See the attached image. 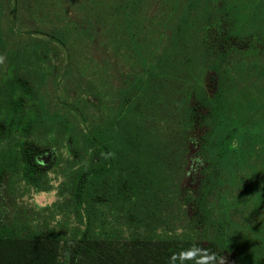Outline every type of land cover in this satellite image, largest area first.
<instances>
[{
  "label": "rangeland",
  "instance_id": "rangeland-1",
  "mask_svg": "<svg viewBox=\"0 0 264 264\" xmlns=\"http://www.w3.org/2000/svg\"><path fill=\"white\" fill-rule=\"evenodd\" d=\"M222 31L256 47L220 58L209 45ZM212 67L224 94L200 230L183 126ZM28 121L55 158L38 187L19 157ZM101 150L105 170L79 206L78 178ZM0 172V238L54 230L66 245L88 230L120 248L147 233L217 236L226 264H264V0H0ZM101 183L115 193L99 200Z\"/></svg>",
  "mask_w": 264,
  "mask_h": 264
},
{
  "label": "trees",
  "instance_id": "trees-1",
  "mask_svg": "<svg viewBox=\"0 0 264 264\" xmlns=\"http://www.w3.org/2000/svg\"><path fill=\"white\" fill-rule=\"evenodd\" d=\"M133 0H128L132 3ZM217 43L209 45V49L222 57H226L230 51H247L256 47V43L251 39H241L229 31H222L215 38ZM17 84L25 94L35 95L22 79H17ZM222 77L217 70L212 67L206 70L205 84L199 96L189 98L187 106L186 123L183 126L186 131V170L183 193L191 190L195 196L186 200L189 214L200 230L207 225L209 215L206 213V201L211 194L210 175L207 171L213 166L209 149L211 136L215 130L216 112L221 104L224 91H222ZM22 100L17 101L21 106ZM31 122L25 123V137L19 144V157L24 165V178L33 186L38 187L40 180L46 172L55 164V158L51 149L40 145L29 136ZM4 128L5 125L2 124ZM106 154L95 151L90 156V161L85 169L80 173L77 186L75 187V199L79 206L84 205L87 199L93 197L94 192H89L91 184L102 176L105 170L104 161ZM188 173V175H187ZM4 173L0 172V187ZM96 190H101L99 200L112 195L113 186L101 183L96 185ZM109 187V188H108ZM117 189L116 193H119ZM122 193V192H121ZM88 203V202H87ZM217 236L204 241H194L191 238H162L150 235L149 233L141 237L131 238L122 247H113L107 239L94 237L90 231H85L79 239L73 238L66 242L62 236L54 230H46L38 233H31L25 236H11L0 238V264H58L59 257L64 251L68 264H195L194 260L177 259L171 261L174 253L187 251L195 245L198 248L207 249L209 253H215L217 257H225L229 252V245ZM63 242V244H61ZM229 258H226V262ZM216 264H219L217 260Z\"/></svg>",
  "mask_w": 264,
  "mask_h": 264
},
{
  "label": "clouds",
  "instance_id": "clouds-1",
  "mask_svg": "<svg viewBox=\"0 0 264 264\" xmlns=\"http://www.w3.org/2000/svg\"><path fill=\"white\" fill-rule=\"evenodd\" d=\"M177 259L182 262L184 260H194L195 264H216L217 260H219V264H226L225 257L218 258L215 253H209L207 249L198 248L195 245L187 251L174 253L171 261L175 262Z\"/></svg>",
  "mask_w": 264,
  "mask_h": 264
},
{
  "label": "bare ground",
  "instance_id": "bare-ground-1",
  "mask_svg": "<svg viewBox=\"0 0 264 264\" xmlns=\"http://www.w3.org/2000/svg\"><path fill=\"white\" fill-rule=\"evenodd\" d=\"M38 202H39V203H42V201H40L39 199H38Z\"/></svg>",
  "mask_w": 264,
  "mask_h": 264
}]
</instances>
